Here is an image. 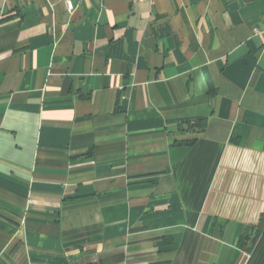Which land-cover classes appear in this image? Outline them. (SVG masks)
Instances as JSON below:
<instances>
[{"label": "crops", "instance_id": "crops-1", "mask_svg": "<svg viewBox=\"0 0 264 264\" xmlns=\"http://www.w3.org/2000/svg\"><path fill=\"white\" fill-rule=\"evenodd\" d=\"M67 1L0 0V264H264V0Z\"/></svg>", "mask_w": 264, "mask_h": 264}, {"label": "trees", "instance_id": "trees-1", "mask_svg": "<svg viewBox=\"0 0 264 264\" xmlns=\"http://www.w3.org/2000/svg\"><path fill=\"white\" fill-rule=\"evenodd\" d=\"M205 120H206V118H199V119L196 120V122H193V121H191V120H187V121H185L184 123L188 125V129L190 128V129H192L193 131H196V128H197L198 130L201 131V130L204 128L203 126H204V122H205ZM263 223H264V219H263V217H262V218L260 219L258 225H257L258 230L261 229V227L263 226Z\"/></svg>", "mask_w": 264, "mask_h": 264}, {"label": "built area", "instance_id": "built-area-1", "mask_svg": "<svg viewBox=\"0 0 264 264\" xmlns=\"http://www.w3.org/2000/svg\"><path fill=\"white\" fill-rule=\"evenodd\" d=\"M148 1H152V0H148ZM67 5H68V8H69L70 10H72V8H73L72 2L68 0V1H67Z\"/></svg>", "mask_w": 264, "mask_h": 264}]
</instances>
